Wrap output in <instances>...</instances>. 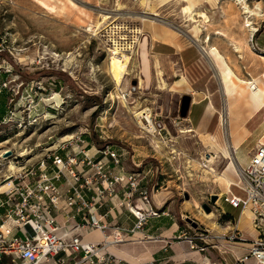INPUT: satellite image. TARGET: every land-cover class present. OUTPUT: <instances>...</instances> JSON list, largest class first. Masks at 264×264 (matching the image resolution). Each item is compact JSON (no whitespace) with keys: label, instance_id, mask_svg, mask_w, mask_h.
Here are the masks:
<instances>
[{"label":"rangeland","instance_id":"374dc122","mask_svg":"<svg viewBox=\"0 0 264 264\" xmlns=\"http://www.w3.org/2000/svg\"><path fill=\"white\" fill-rule=\"evenodd\" d=\"M188 5L197 15L184 11ZM112 25L119 27L115 34ZM197 25L200 41L193 37ZM153 28L176 31L194 49L192 61L183 65L179 55L156 54ZM113 38L132 46L119 86L110 73ZM212 48L239 77L264 79V0H0V184L50 153L85 148L90 156L106 159L98 151L110 147L122 154L117 171L136 172L141 189L176 198L179 220L192 232L187 218L213 234L211 223L223 210L218 204L233 216L239 209L218 202L219 197L212 201L225 190L218 176L236 180V175L230 159L210 141L224 151L226 144L238 146L245 166L264 142V110L251 125L246 115L259 111L249 114L240 107L243 120L231 135L230 122L222 126L220 112L228 108L229 114L230 98L223 92L221 61L208 52ZM184 72L186 87L196 80V86L213 92L216 109L206 113L210 99L202 90L183 92L177 86ZM186 97L189 111L183 117ZM210 117L217 120L211 133L202 123ZM78 135L84 145L75 143ZM208 151L215 172L201 167ZM204 210L214 212L212 219L201 214ZM247 221L242 218L241 226ZM10 262L0 259V264Z\"/></svg>","mask_w":264,"mask_h":264},{"label":"built area","instance_id":"2783aa9c","mask_svg":"<svg viewBox=\"0 0 264 264\" xmlns=\"http://www.w3.org/2000/svg\"><path fill=\"white\" fill-rule=\"evenodd\" d=\"M221 124L223 126V121ZM73 139L78 146L86 142L81 135ZM237 150L234 155L236 166L232 167L236 180L230 181L228 189L218 193V197L235 208H241V212L251 210L255 226L259 228L264 222V143L249 156L245 166L238 160ZM88 152L83 148L75 154L68 151L64 155L50 153L35 167L1 182L4 184L10 180L12 187L0 191V259L11 258L7 264H42L71 249L75 253L84 252L82 259L73 264H83L87 260L93 263L92 258L99 263H110L112 256L101 250L109 243L126 240L123 236L125 228L116 227L113 239L100 243H86L80 236L72 237L69 242L66 238L76 229L85 232L107 229L109 225L99 213L107 203L115 208L125 206L136 218L135 225L129 230L132 235L142 231L151 217L164 214L149 207L152 195L148 189L140 188L138 173L115 169L121 163L122 154L110 147L98 151L99 156L106 159L90 156ZM78 156L82 157L80 161ZM213 157L210 151L202 157L204 170L210 169ZM110 161L115 167L111 168ZM233 187L243 191L246 197L234 193ZM136 194H139L137 202L134 201ZM78 216H81V221L68 226ZM193 229L196 232H192L189 226L185 227L171 240H186L191 249L202 253L213 249L222 257V264H227L231 243L247 241L239 229L221 236L200 226ZM260 229L264 235V226ZM169 244L171 241L167 242ZM232 256L235 264H245L250 258L264 264V239L262 236L254 238L247 254L238 256L232 253ZM58 264H66V260L60 259ZM140 264H169V261ZM209 264L213 263L209 261Z\"/></svg>","mask_w":264,"mask_h":264},{"label":"crops","instance_id":"0c3cea01","mask_svg":"<svg viewBox=\"0 0 264 264\" xmlns=\"http://www.w3.org/2000/svg\"><path fill=\"white\" fill-rule=\"evenodd\" d=\"M147 27L150 28V24H148ZM151 31L153 34L151 36L153 39L151 40V45L156 54L160 56H172L175 54L179 55L183 62V65H185V61L187 63L192 61V58L195 55L194 49L185 41H183L176 31H168L162 28H153V30ZM193 63H191V65H193ZM185 70L186 67L184 66V71ZM185 78H187V73L184 72L183 77L176 81L178 82L176 83L177 86L179 88L182 87L183 92L202 90L201 92H203L204 94L207 93L204 89H201L200 86H196V80H194V82H190V84L186 87L185 83L188 82ZM207 94L210 99V104L206 113H209L211 112L212 108L216 109L214 105L215 95L213 94V92H209ZM240 109L241 108H234L232 110L233 115L227 113L228 108L226 111L221 110L220 112L221 121H224L225 119L226 123L228 121V123L230 122L231 124V128L229 129L230 135L233 133L232 130H236V127H238V123L240 124V122L243 120L239 119L240 113L238 110ZM263 110L264 109L259 112H255L251 116L246 115L247 121L251 123V125H254V123L256 122V115H259V113H261ZM216 121L217 120L215 119V117H210L209 119L202 121V123L205 127L207 126V128L210 129L208 131L209 133H211L214 129L215 124L217 123ZM192 129V131L195 130L194 128ZM233 147L236 148L235 145H233ZM135 164L139 166L137 163ZM229 166L231 165L229 164ZM225 171L224 175H226ZM229 180L234 181L231 179ZM147 188L152 195L151 205L149 207H152L160 212H164V214H162L160 217H151L142 231H136L134 235H132L129 230L132 229L135 225L136 218L128 211L125 206H118L115 208L112 207L111 203H107L101 209H99V213L103 216L104 222L109 225L107 229L92 230L88 232H85L82 229H76L73 231V233H70V235H68V237L66 238L67 242H69L74 236H80L86 243H100L105 240H112L113 233L116 231V227H122L126 229L123 230V236L126 237V240L119 243H109L104 249L101 250L102 253H107L112 256V262L99 263L95 258H92L91 260H93V263H91L90 260H87L83 264H140L151 261H155L156 263L169 261V264H209L210 261L213 264H222V257L217 251L202 253L197 250L191 249L189 243L186 240H171L174 235L178 234L182 229L185 228V225L182 224L179 220L177 209L178 201L176 198L171 199L172 197L170 196L166 197V195H163L161 190L153 192V190L151 191L149 187ZM137 196L138 195L136 194L134 199L135 202L138 201ZM169 199H171V202L169 201ZM220 201L226 203L223 198H219L218 202ZM218 206H220V208H222L223 210L219 215L220 218L218 217L217 222L211 223V230L213 231V234L221 236L228 232L232 233L235 229H239L243 234V237L247 239V241L245 242L236 241V243H231L230 245V254L226 256L227 264H235V259L232 256V253H235L238 256L247 254L252 247L254 238L257 239L259 236H262V238L264 239V235H262V230L260 229L264 226V222H262L261 227L258 228L255 226L254 215L253 213H251V210H245L241 212V208H235L229 204V206H231L232 208L239 209V214L233 216L225 212L223 205L218 204ZM244 217H246L248 221L243 226H241V220ZM79 221H81V216H78L75 219L71 220L68 223V226H72ZM206 228L209 229L208 227ZM168 241H171V244L167 245ZM83 256L84 252L75 253L71 249H67L66 252H61L59 255H56L51 261H44L42 264H58V261L60 259H65L66 264H73L74 262L81 260ZM245 264L258 263L254 258H250Z\"/></svg>","mask_w":264,"mask_h":264},{"label":"bare ground","instance_id":"6f19581e","mask_svg":"<svg viewBox=\"0 0 264 264\" xmlns=\"http://www.w3.org/2000/svg\"><path fill=\"white\" fill-rule=\"evenodd\" d=\"M246 3V2H245ZM245 9L248 11L247 5L245 6ZM185 12H188L190 14H193L195 11L194 5H188L184 8ZM194 15H197V13L194 12ZM199 17H205V14L201 13ZM196 18V17H195ZM197 22V20H196ZM117 25L109 26L110 32L115 34ZM119 31V30H118ZM137 33L140 32L139 29L135 30ZM201 28L199 25L194 27V36L197 41H200L201 38ZM121 39H125L124 36H120ZM114 39V38H113ZM112 39V40H113ZM135 39V38H134ZM138 39H135L134 42H136ZM114 48L112 50V56H111V62H110V73L116 82V84L119 86L123 82L124 75L128 73V66L130 64L131 56L130 53H127L128 49L132 50V46H125L123 45L126 41H122L124 43H121V41L114 39ZM127 45V44H126ZM132 45V44H131ZM127 49V50H126ZM211 55L215 56L217 60L221 61V70H222V81H223V87H224V93L227 95V98L230 102V108H229V114H232V110L234 108H248L250 109V114L254 111H260L264 108V79H243L239 77L227 64V62H224L222 59V56L220 52L216 48H212L208 51ZM216 60V61H217ZM218 64V63H217ZM163 88V87H162ZM228 115V114H227ZM233 115V114H232ZM150 124L149 129H153L151 120L148 116V121ZM223 123H226V120L224 119ZM192 131V129H190ZM232 132H234L232 130ZM211 140L212 138L209 137ZM212 142V147L216 148L220 153H222V156L226 159H231L230 165L235 168V162H234V154L235 149L232 147L233 145L227 144L226 145V151L222 150L217 144ZM208 143V142H207ZM264 143V142H263ZM211 147V146H210ZM11 170L16 171L18 167L15 168L14 165H11ZM212 172H215L214 169H210ZM218 175V174H216ZM220 175V174H219ZM220 181L225 184V190L228 189L230 180L225 179L224 177L218 176ZM10 187H12V183L9 181L5 182L4 184H0V191H7ZM206 219H212L214 216V212H206L205 210L201 213Z\"/></svg>","mask_w":264,"mask_h":264},{"label":"water","instance_id":"95a60500","mask_svg":"<svg viewBox=\"0 0 264 264\" xmlns=\"http://www.w3.org/2000/svg\"><path fill=\"white\" fill-rule=\"evenodd\" d=\"M185 99L187 101L186 102H183V104L181 106V112H182L181 115L183 117H185L188 114V111H189V98L186 97ZM217 199H218V195L217 194H215V195L212 196V201L213 202H215ZM206 206H207V204L204 205V207H206ZM208 211H210V210L208 209ZM187 221L189 223H191L194 227H197L198 226V223L196 221L192 220L191 218H187Z\"/></svg>","mask_w":264,"mask_h":264}]
</instances>
